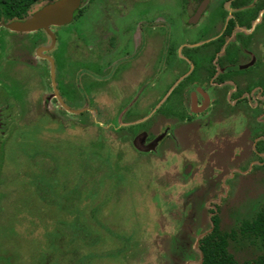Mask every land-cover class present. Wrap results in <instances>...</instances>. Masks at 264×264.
I'll return each mask as SVG.
<instances>
[{
    "label": "rangeland",
    "instance_id": "obj_1",
    "mask_svg": "<svg viewBox=\"0 0 264 264\" xmlns=\"http://www.w3.org/2000/svg\"><path fill=\"white\" fill-rule=\"evenodd\" d=\"M178 8V0L129 7L128 26L157 11L173 24L169 32L159 30L143 55L156 64L157 92L141 93L142 104L124 120L142 114L132 135L150 121L170 123L171 137L154 151L137 152L130 136L109 128L101 115L62 112V123L53 122L42 111L46 93H26L25 79H13L14 93H0V264H198L196 241L209 229L211 214L224 232L256 216L264 204V168L250 156L260 151L257 144L204 134V143L195 140V158L187 154L193 143L187 124L157 115L187 69L185 50L179 51L187 28ZM81 35L88 44L90 33ZM87 76L79 72V83ZM125 86L123 76L116 89ZM136 95L95 93L92 99L105 105L110 98L114 113ZM158 128L153 125L152 136ZM204 128L200 137L219 131ZM188 162L192 167L184 172ZM229 250L238 262L257 259L259 251L241 241L230 242Z\"/></svg>",
    "mask_w": 264,
    "mask_h": 264
},
{
    "label": "flooded vegetation",
    "instance_id": "obj_2",
    "mask_svg": "<svg viewBox=\"0 0 264 264\" xmlns=\"http://www.w3.org/2000/svg\"><path fill=\"white\" fill-rule=\"evenodd\" d=\"M59 1L0 0V93H14L13 79H25L26 93H46L42 98V111L53 122H61L62 112L81 115L87 111L93 116L101 115L102 122L109 128L125 131L130 136L137 152L154 151L170 136V123L150 121L132 135L143 123L142 114L136 112L140 119L124 120L127 113L133 115V106L138 109L142 104L141 93L158 90L156 64L145 63L143 55L154 46L159 30L173 29L172 19H168V13L157 11L145 20L141 14L140 19L128 26L129 7L137 9L142 0H79L67 23L33 31L9 28L10 24L25 22L39 10ZM178 2V16L184 19L187 28L186 43L179 51L185 50L187 69L178 74L182 79L179 87L169 94L166 92L157 115L162 116L161 119L169 116L173 123L187 124V138L193 140L187 143L189 156L197 158L195 140L204 143V134L216 139L222 136L230 143L244 138L251 146L257 144L260 151L250 156H258L264 168V160L260 159L261 155L264 157V0ZM163 17L160 24L159 18ZM129 30L133 32L130 38ZM87 31L90 33L88 44L81 42V34ZM144 70L147 72L145 86ZM81 71L88 75L84 84L77 78ZM123 76L126 77L125 89L117 90ZM95 93L137 95L120 110L119 104L113 113L114 103L110 98L105 105L97 104L92 99ZM171 95L175 98H170ZM154 124L159 125V133L152 136ZM212 125L219 128L218 133L215 130L213 134L203 132L199 136L207 130L204 127ZM189 165L188 162L184 172L191 169ZM212 216L214 214L210 216V223ZM210 230L211 224L197 238L198 253L200 238ZM235 241L259 249L257 259L240 263L256 264L264 255L255 235L238 234ZM228 251L231 254L229 246Z\"/></svg>",
    "mask_w": 264,
    "mask_h": 264
},
{
    "label": "trees",
    "instance_id": "obj_3",
    "mask_svg": "<svg viewBox=\"0 0 264 264\" xmlns=\"http://www.w3.org/2000/svg\"><path fill=\"white\" fill-rule=\"evenodd\" d=\"M238 234L245 237L255 235L264 249V204L260 207L255 218L252 221H244L238 230L222 232L218 217L212 216L210 232L202 236L198 242L200 264H249L236 261L228 251L229 243L235 241ZM255 263L264 264V255Z\"/></svg>",
    "mask_w": 264,
    "mask_h": 264
},
{
    "label": "water",
    "instance_id": "obj_4",
    "mask_svg": "<svg viewBox=\"0 0 264 264\" xmlns=\"http://www.w3.org/2000/svg\"><path fill=\"white\" fill-rule=\"evenodd\" d=\"M78 2L79 0H60L53 5L39 10L25 22L10 24L9 28L15 31H33L39 28H46L48 25L67 23Z\"/></svg>",
    "mask_w": 264,
    "mask_h": 264
}]
</instances>
